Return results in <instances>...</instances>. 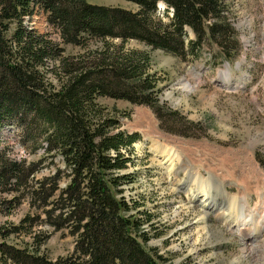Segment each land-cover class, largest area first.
I'll return each instance as SVG.
<instances>
[{
	"label": "trees",
	"instance_id": "obj_1",
	"mask_svg": "<svg viewBox=\"0 0 264 264\" xmlns=\"http://www.w3.org/2000/svg\"><path fill=\"white\" fill-rule=\"evenodd\" d=\"M129 1L138 8L86 0H0V128L16 121L25 142L36 146L38 141L29 136L39 124L44 155L56 166L53 174L36 180L43 159H15L0 151V264H163L166 260L157 248L147 247L150 236L145 223L151 215L123 194L122 186L130 182L128 174L120 175L130 161L123 149L130 151L137 134L113 133L119 122L104 114L97 99L111 96L150 104L161 122L171 121L168 114L177 113L157 99L150 55L124 50L126 42L136 39L182 58L199 56L205 46L215 43L221 59L234 57L239 42L220 0ZM160 1L167 5L166 13L173 8L168 20L158 15ZM35 13L46 15L60 42L25 24ZM13 24L14 32L7 37ZM187 27L195 33L188 42ZM114 39L121 44H114ZM94 41L102 44L91 49ZM62 44L88 52L65 56ZM49 73L55 74L58 84ZM62 178L67 183L60 189ZM24 203L50 207L44 209L50 225L77 235L72 255L51 259L38 253L47 236L36 239L31 213L18 222L11 219Z\"/></svg>",
	"mask_w": 264,
	"mask_h": 264
},
{
	"label": "rangeland",
	"instance_id": "obj_2",
	"mask_svg": "<svg viewBox=\"0 0 264 264\" xmlns=\"http://www.w3.org/2000/svg\"><path fill=\"white\" fill-rule=\"evenodd\" d=\"M86 1L131 10L138 8L129 0ZM220 1L225 15L237 27L239 51L233 60L221 62V49L215 43L205 46L199 57L188 54L182 58L152 49L136 39L126 42L124 50L139 49L150 55L149 70L156 76L159 89L157 99L177 113L166 114L171 121L161 122L150 104L111 96L97 99L104 114L119 122L113 133L123 130L137 134L130 151L123 149L130 161L120 175L128 174L130 182L122 189L128 201L139 203L140 209L151 215V221L145 223L150 236L147 247H155L164 255L163 264H264V230L259 229L264 214V0ZM159 9V14L166 18L163 7ZM25 24L61 41L44 13H35ZM15 27L13 24L7 37L12 36ZM190 32L189 36L194 37ZM112 41L121 44L119 39ZM101 44L94 41L91 49ZM62 46L65 56L88 52L72 44ZM209 50L217 53L215 64ZM226 65L229 72L225 77L219 71L226 69ZM195 70L201 71V75ZM48 76L58 84L55 74ZM40 128L39 124L35 125L29 136L38 141L36 146L25 142L16 121L9 120L0 128V151L15 159H43L36 180H43L56 168L50 156L44 155L45 140ZM162 150L179 153L182 160L177 161L171 173L162 163ZM195 171L210 183L216 208H203L186 191L189 185L196 192L202 188L200 182L192 179ZM66 183L62 178L60 189ZM232 196L237 200L230 204L228 200ZM228 205L231 215L237 216L239 222L256 212L255 223L247 230L252 236L257 233L255 237L243 238L234 224L238 221H227L226 211L218 210ZM48 208L24 203L11 219L18 222L31 213L36 239L47 236L38 253L51 259L68 257L74 253L77 235L71 234L69 228L56 230L51 226L44 212ZM133 213L141 215L137 209Z\"/></svg>",
	"mask_w": 264,
	"mask_h": 264
},
{
	"label": "bare ground",
	"instance_id": "obj_3",
	"mask_svg": "<svg viewBox=\"0 0 264 264\" xmlns=\"http://www.w3.org/2000/svg\"><path fill=\"white\" fill-rule=\"evenodd\" d=\"M161 5H163L162 3H161ZM159 147H161L160 145H158V148ZM159 150H160V148H159ZM162 153H163V157H162V163H164L165 165V167H166V169H167V171L169 172V173H171L172 171H174V169H175V166H176V164H177V161L178 160H180V161H182L181 160V158H180V155H178L177 153H175V152H173V151H168L167 150V153H165V150H162ZM179 156V157H178ZM160 164H161V162H159ZM162 165V164H161ZM186 168V167H185ZM186 170V169H185ZM196 172V171H195ZM191 176H192V179H194L195 181H198V182H200V185L202 186V188L200 189V191L199 192H196V191H194L193 190V187L192 186H188V188H187V192H189L191 195H192V198L191 199H196L198 202H200L201 203V205H202V207L203 208H210V209H212V208H214L215 207V204L212 202V200H214L213 198V196L211 195V191H210V188H211V186H210V183H207L206 182V180H204V178H202L201 177V175H200V173L199 172H196V173H194L193 175L191 174ZM207 179H209V178H207ZM192 181V180H191ZM197 182V183H198ZM209 182V181H208ZM196 183V182H195ZM201 194V195H200ZM229 197V196H228ZM236 200H237V198H236V196H232V198H229V200H228V202L231 204V203H235L236 202ZM215 202V201H214ZM234 205H236V204H234ZM238 205V204H237ZM230 205H228V207H221V208H218V210H222V208L226 211V216H228V220L227 221H238L239 219H238V217L237 216H235L234 214H232L231 215V213H230V211L229 210H231L230 209V207H229ZM247 207V206H246ZM216 208V207H215ZM232 208V207H231ZM249 210V209H248ZM223 211V210H222ZM242 211V210H241ZM204 212V211H203ZM205 212H207V209H205ZM209 212V211H208ZM219 212V211H218ZM247 212V211H246ZM249 212V211H248ZM233 213V212H232ZM240 213V212H239ZM250 213H252V211L250 212ZM250 213H245L246 215H248V214H250ZM256 213V212H255ZM250 214L249 215V217L247 218V220H245V221H243L242 219V221L243 222H239L238 221V223H234L235 224V226L237 225V229H238V231H240L242 234H243V238L245 237L247 240H249L250 238H252V237H255L256 235H257V233H256V235H251V233L249 234V231L247 232V230L248 229H250V228H252L253 227V224L255 223L254 222V219H255V215L256 214ZM206 214V213H205ZM205 214H203L202 215V219H205V217H206V215ZM219 214H222V213H219ZM236 215H237V213H235ZM243 214V213H242ZM236 217V218H233V217ZM239 216V215H238ZM224 216H222V218H223ZM241 217H242V215H241ZM246 217V216H245ZM244 217V218H245ZM262 217H263V222L259 225V229H260V231H263L264 230V214H262ZM227 218V217H226ZM224 220H225V218H224ZM254 222V223H253ZM205 223V222H204ZM231 223V222H230ZM258 223V222H257ZM252 226V227H251ZM235 228V229H236ZM260 231H259V233H260ZM254 239V238H253ZM254 242V241H253Z\"/></svg>",
	"mask_w": 264,
	"mask_h": 264
}]
</instances>
